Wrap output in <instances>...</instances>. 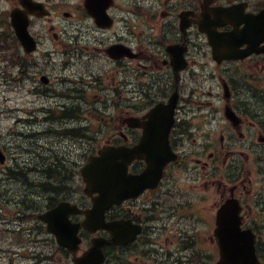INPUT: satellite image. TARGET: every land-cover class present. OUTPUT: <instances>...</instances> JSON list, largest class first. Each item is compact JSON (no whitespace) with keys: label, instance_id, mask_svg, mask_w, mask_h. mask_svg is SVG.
<instances>
[{"label":"flooded vegetation","instance_id":"flooded-vegetation-1","mask_svg":"<svg viewBox=\"0 0 264 264\" xmlns=\"http://www.w3.org/2000/svg\"><path fill=\"white\" fill-rule=\"evenodd\" d=\"M37 1L50 14L27 10L36 49L15 51L12 80L45 105L46 142L30 152L43 211L67 201L75 210L60 214L87 222L98 193L82 170L103 144L145 139L155 156L129 163L130 185L147 184L105 211L126 242L112 240L114 224L82 228L73 254L29 209L15 243L47 264H76L94 238L105 240L101 264H264V0ZM84 105L124 108L85 115Z\"/></svg>","mask_w":264,"mask_h":264},{"label":"rangeland","instance_id":"rangeland-1","mask_svg":"<svg viewBox=\"0 0 264 264\" xmlns=\"http://www.w3.org/2000/svg\"><path fill=\"white\" fill-rule=\"evenodd\" d=\"M14 2L15 0H0V24L3 19L7 20L9 18L10 12L14 8ZM4 56V52H0V145L3 146L12 160L10 163L7 162L5 166L0 165V229L3 230L6 228H20L21 224L16 219L18 218V212H21V208L27 210V206L31 203L41 208L44 204L41 194L37 193L41 190L27 181H43V173H31L29 171L28 160L31 155L29 156L28 151L35 149L38 153H42V148L35 147L32 142L41 144L46 142V140H43L44 137L38 139L27 137V134L30 135L31 133V127L26 119L30 117L29 113H32L30 109H36L35 107L39 106V103L34 100V97L27 95L24 88L19 89L12 85L10 72H13L14 69L8 67V64L2 61ZM36 129L41 130L42 127L37 126ZM37 162L38 159L35 160V163ZM9 171L17 172L22 176L10 178L7 174ZM25 220L26 224L31 221L29 218ZM0 246H3V249L6 250L11 249L10 253H5L0 248L1 264H6L9 260L8 255L12 253H14L16 259L14 264H33L36 262L33 256H26V248L14 244L13 234H0ZM29 251L37 252L35 249ZM50 257H54V260L60 263L58 253L50 252Z\"/></svg>","mask_w":264,"mask_h":264},{"label":"water","instance_id":"water-1","mask_svg":"<svg viewBox=\"0 0 264 264\" xmlns=\"http://www.w3.org/2000/svg\"><path fill=\"white\" fill-rule=\"evenodd\" d=\"M26 6L25 0L21 1ZM13 24L17 28V33L20 40L23 42L27 50L34 48V42L30 39L27 32L28 20L26 16H20L17 11L12 13ZM126 150V149H125ZM123 148H110L100 152V156L96 157L85 169V180L88 182V192L97 191L100 193L98 198H95V206L91 211L92 215L89 218H98V222L104 218V210L114 203H119L126 198V185L133 182V176L126 175V151ZM138 155H140L138 153ZM0 159H2L0 153ZM144 178L139 177V181ZM139 186L143 184L139 183ZM40 218L46 220L50 224V229L55 231L59 241L62 234L70 230L64 217L59 216L55 212L40 215ZM59 229V231L56 228Z\"/></svg>","mask_w":264,"mask_h":264}]
</instances>
